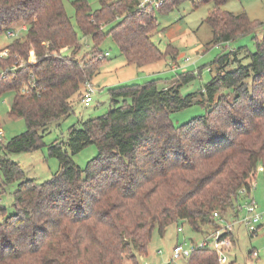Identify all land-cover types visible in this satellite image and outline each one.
I'll list each match as a JSON object with an SVG mask.
<instances>
[{"label":"trees","instance_id":"obj_1","mask_svg":"<svg viewBox=\"0 0 264 264\" xmlns=\"http://www.w3.org/2000/svg\"><path fill=\"white\" fill-rule=\"evenodd\" d=\"M64 1L0 0V35L27 27L0 51V99L13 93L9 118L27 126L1 149L0 194L14 183L18 188L14 214L0 206V264H140L155 231L163 237L170 226L186 224L207 234L218 226L214 213L238 217L264 174V36H257L262 24L219 3L205 21L212 43L251 36L254 52L221 54L210 81L184 96L192 72L166 88L156 79L109 89L106 114L71 126L66 141L49 145V156L59 161L49 181L27 179L10 160L9 154L41 150L40 132L74 114L108 61L101 50L107 39L129 65L165 58L151 37L159 26L155 11L164 12L171 0L158 8L101 0L96 11L73 0L74 22ZM88 38L92 46L81 56ZM195 105L206 114L177 126L172 116ZM89 146L98 154L82 169L72 156ZM188 264L219 262L216 252L203 249Z\"/></svg>","mask_w":264,"mask_h":264},{"label":"rangeland","instance_id":"obj_2","mask_svg":"<svg viewBox=\"0 0 264 264\" xmlns=\"http://www.w3.org/2000/svg\"><path fill=\"white\" fill-rule=\"evenodd\" d=\"M71 1L73 0H65L64 4L68 16L74 22L75 11ZM86 1L93 11L101 7V0ZM140 1L144 2L146 0ZM147 1L153 3V6L157 2V0ZM171 1L168 2L167 9L164 12L155 11L159 26L151 37L152 43L165 55V58L148 66L129 65L117 46L110 39H107L101 50L105 55L108 53L109 58L91 82L94 89L91 106L85 107L80 102L75 106L72 116L61 122L52 123L46 132L41 131L40 133H44L45 144L41 150L30 153L9 154L10 160L20 165L27 179L41 184L49 181L58 172L59 161L57 158L49 156V145L54 142L66 141L71 126L106 114L112 106V99L108 93L109 89L130 84L140 85L156 79L160 80L161 88H166L170 87L181 74L185 72L191 74L192 72L195 79L182 87L181 95L184 96L196 92L210 81L212 77L210 69H214L213 64L221 54L238 48H246L248 51L254 52L256 48L251 36H245L224 45L212 43L214 40L213 32L205 21L217 6V3L220 4L223 11L235 15L247 14L251 21L262 24L257 36L260 39L264 36V0ZM14 28L19 29L16 25ZM24 35L25 32L21 33V36ZM13 41L14 38H9L6 34L0 35V51ZM82 43L81 56L89 51L92 46V41L89 38L83 40ZM13 98L14 94L9 93L0 99V121L3 133L2 141H0V156H2V146H6L12 138L23 134L27 130L26 122L23 119L12 120L9 118L8 114ZM205 114L206 110L201 105H195L174 114L172 119L179 126ZM97 154V148L89 146L79 154L72 156V158L80 168L84 169L88 161L95 158ZM17 188L18 184L14 183L7 187L4 193L0 194V206L5 207L9 215L15 212L14 193ZM251 199H254L258 204L259 212H264V174L261 172L257 175ZM179 226H170L163 237L159 235L158 231L154 232L148 248V257L145 259L146 263H188L183 258L173 257V249L177 244L178 237L181 243L184 240L190 243L201 241L202 236L205 234L193 233L186 224L182 226L183 233L179 234ZM233 241L235 246L230 250L228 261L225 264H264V222L254 237H250L242 225H236L233 232ZM160 251L161 253H159ZM251 251L257 252L259 257L250 256L249 252Z\"/></svg>","mask_w":264,"mask_h":264},{"label":"built area","instance_id":"obj_3","mask_svg":"<svg viewBox=\"0 0 264 264\" xmlns=\"http://www.w3.org/2000/svg\"><path fill=\"white\" fill-rule=\"evenodd\" d=\"M164 0H157L155 7L153 3L144 1L141 7L144 8L146 5H152L154 8H158ZM27 32V27L22 26L19 29L11 28L5 34L9 38H19L21 33ZM64 51V50H63ZM7 56V51L1 54V57ZM105 56H109L107 53ZM94 89L92 84L86 85V92L81 100V104L85 107H90L93 102ZM2 130H0V141H2ZM246 191H242L245 193ZM239 216L233 219H226L221 216L218 212L214 213L213 217L217 222V228L211 230L204 235L203 239L199 242H186L185 240L181 243H177L173 249L174 258H183L186 262H189L192 253L196 250L209 249L216 252L218 256L219 264H225L228 261L230 250L233 248L232 234L236 225H242L244 230L250 237L257 235L259 227L264 222V212H259V206L254 199H248L241 207L238 208ZM178 232L183 233V227H178ZM161 253V251L159 252ZM252 257H259L257 252L252 253ZM146 257H140V264H148L145 262ZM188 264V263H187Z\"/></svg>","mask_w":264,"mask_h":264},{"label":"crops","instance_id":"obj_4","mask_svg":"<svg viewBox=\"0 0 264 264\" xmlns=\"http://www.w3.org/2000/svg\"><path fill=\"white\" fill-rule=\"evenodd\" d=\"M183 226V225H182ZM239 226H241V225H239ZM179 233V232H178ZM193 233H196V232H193ZM180 234V233H179ZM196 234H199V233H196ZM199 235H203L202 233H200ZM180 236V235H179ZM202 237H204V236H202ZM180 241H179V237H178V239H177V243H179ZM235 246V244H234V242H233V247Z\"/></svg>","mask_w":264,"mask_h":264}]
</instances>
